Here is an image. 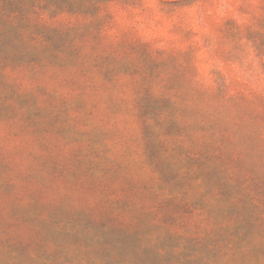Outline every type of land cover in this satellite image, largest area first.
<instances>
[{
    "label": "rangeland",
    "instance_id": "374dc122",
    "mask_svg": "<svg viewBox=\"0 0 264 264\" xmlns=\"http://www.w3.org/2000/svg\"><path fill=\"white\" fill-rule=\"evenodd\" d=\"M0 264H264V0H0Z\"/></svg>",
    "mask_w": 264,
    "mask_h": 264
}]
</instances>
